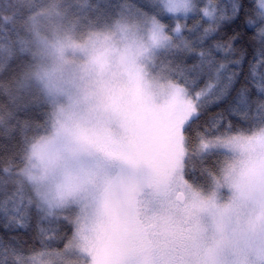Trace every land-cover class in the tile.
Masks as SVG:
<instances>
[{
    "label": "snow or ice",
    "instance_id": "1",
    "mask_svg": "<svg viewBox=\"0 0 264 264\" xmlns=\"http://www.w3.org/2000/svg\"><path fill=\"white\" fill-rule=\"evenodd\" d=\"M45 28L58 53L116 54L83 66L84 104L29 72ZM0 264H264V0L0 17Z\"/></svg>",
    "mask_w": 264,
    "mask_h": 264
},
{
    "label": "rangeland",
    "instance_id": "2",
    "mask_svg": "<svg viewBox=\"0 0 264 264\" xmlns=\"http://www.w3.org/2000/svg\"><path fill=\"white\" fill-rule=\"evenodd\" d=\"M56 42L55 32L45 28L39 31L37 36V54L39 67L37 70H55L57 79L70 90L73 102L78 100L81 104L85 103V97L89 88L87 81L81 83L83 66L89 62V56L81 52L79 47L67 46L62 54L56 52L52 45ZM73 82H75L74 86ZM62 104L69 103L67 98L61 101Z\"/></svg>",
    "mask_w": 264,
    "mask_h": 264
},
{
    "label": "trees",
    "instance_id": "3",
    "mask_svg": "<svg viewBox=\"0 0 264 264\" xmlns=\"http://www.w3.org/2000/svg\"><path fill=\"white\" fill-rule=\"evenodd\" d=\"M27 0H0V17L4 16H17L23 11V6ZM31 64L29 72H36L39 67L38 54H37V37L35 42L30 48Z\"/></svg>",
    "mask_w": 264,
    "mask_h": 264
},
{
    "label": "clouds",
    "instance_id": "4",
    "mask_svg": "<svg viewBox=\"0 0 264 264\" xmlns=\"http://www.w3.org/2000/svg\"><path fill=\"white\" fill-rule=\"evenodd\" d=\"M80 50L85 55L89 56L90 59L92 57H94V56H97V55H104L106 57L110 56L113 59L116 58V54H114V53H99V52H89V53H85L82 49H80ZM34 162L37 165V168H36V174H37V176L44 177L45 183H49V182H52L54 180L59 179L58 174H54L52 172L51 168H49L46 163H44V162L41 161L40 155H39V150H37V153H36L35 158H34Z\"/></svg>",
    "mask_w": 264,
    "mask_h": 264
}]
</instances>
